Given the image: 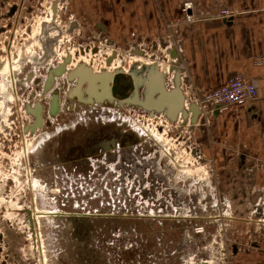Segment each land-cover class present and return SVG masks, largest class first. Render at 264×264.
Masks as SVG:
<instances>
[{"label": "rangeland", "instance_id": "obj_1", "mask_svg": "<svg viewBox=\"0 0 264 264\" xmlns=\"http://www.w3.org/2000/svg\"><path fill=\"white\" fill-rule=\"evenodd\" d=\"M72 1L74 0H0V82L1 73L6 67L13 74L12 76L9 72L6 76L8 91L13 99L9 101L0 94V264L138 262L139 254L132 231L100 234L97 230L93 233L88 230L90 213L95 211L107 216L114 215L113 217L122 213L135 215L138 205H130L127 199L126 210L122 200H90V193L93 192L91 180L88 182L82 174L77 175L76 172L57 173L51 168L57 160L54 153L55 142H52L54 138L48 141L46 147L41 144L28 151V145L37 136H54L56 133L55 124L60 119L56 122L57 114L54 117L49 115L50 100L54 92L58 95L59 110L70 109L67 93L75 86V82H69L66 74L83 65L91 69L90 72H97L94 75L103 72L113 75L121 73L116 72L118 70H126V73H121L125 75L134 65H150L154 61L158 69L159 66L165 67L163 74L168 73L170 58L165 56V51L172 45L168 39L165 40L166 44L163 42L165 49L160 44L157 45L161 50L160 55L155 54L154 46L149 47L148 53L144 46L138 50L134 47V43L139 42L135 40L134 34H130L131 39L125 41L119 35L111 36L100 32L95 25L96 19L83 14L87 12V7L81 11L80 16L78 7ZM43 38L47 40L48 51ZM134 50L142 51V56L132 53ZM147 55L153 56L152 62L147 59ZM63 58L68 59V70L65 68L64 75H52V83L46 89L51 72L58 70L54 69L55 65ZM62 76L66 80L60 79ZM16 78L22 83L21 86H17ZM31 104L41 106L44 127L42 125L31 130L35 121ZM116 107V104L109 105L111 117L117 115ZM122 107L126 110L136 108L127 105ZM67 110L65 116H61L62 122L82 117V108H75L74 112ZM118 112L123 113L122 109ZM212 118L205 119L206 121L200 119L192 129L189 125H179L174 134H170L174 126L172 122L163 123L160 131L156 120L151 124L143 121L145 131L141 130L139 134L144 137L147 135L146 144L158 145L169 152L168 161L179 169L175 172L179 176L176 179L191 178V183L194 184L191 191L196 189L195 192H199L203 185L206 186L205 196L191 199L188 206L182 201V197L174 199L179 201L181 208L176 214L171 212L175 215V221L171 224L175 229V258L179 256L188 261L196 256L198 260H207L211 264H246L248 252L264 255V210L255 209L251 198L246 194H243V198L236 195L230 198L232 195L228 193L232 190L236 193L238 189L247 190L246 185H234L236 179H245L246 166H240V162L246 161V152L241 151L238 158L236 153H232L234 162L237 161L235 168L222 169V163L213 160L217 147L207 146V139L199 137L202 132L200 128L209 124ZM127 126L130 127L128 124ZM195 128L197 131H194ZM78 130L79 135L86 131L83 127ZM153 135L159 138H153ZM192 150L201 154L200 165L197 164L198 158L191 155ZM45 154L50 164H47V172L43 173L38 167L40 155L43 157ZM26 159L30 161V174L25 164ZM231 174L232 177L235 176L233 179H230ZM118 175L120 178L125 177V183L126 176L131 178L133 174L125 170ZM121 183L123 184L122 179ZM129 184L131 183L127 184V189ZM225 191L229 192L226 194ZM201 192L204 193L202 190ZM263 203L261 201L260 206ZM122 222L124 223L115 219L97 221L95 224L117 226ZM158 234L161 236V231ZM187 235L192 241L189 246L181 247V244H185ZM104 237L110 239V246L108 243L103 247L95 242ZM163 252L168 254L166 248L158 251L159 259L164 256ZM139 264L147 263L140 260Z\"/></svg>", "mask_w": 264, "mask_h": 264}, {"label": "crops", "instance_id": "obj_2", "mask_svg": "<svg viewBox=\"0 0 264 264\" xmlns=\"http://www.w3.org/2000/svg\"><path fill=\"white\" fill-rule=\"evenodd\" d=\"M72 3L78 7L80 16L87 7L83 14L96 19L95 25L100 32L119 35L125 41L134 34L135 40L146 47V53L154 46L155 54L160 55L157 45L170 40L183 72L181 75L188 81L185 87L195 96L222 86L236 76L255 83L258 94L254 102L216 114L209 124L200 128L199 137L207 139V146L217 147L213 149V160L221 162L222 169L235 168L237 161L234 162L232 153L238 158L241 151L246 152V161L240 162V166H246L245 179H236L234 185H246L247 190L242 188L237 193L235 190L225 193L229 192L230 198L233 195L243 198L246 194L255 209L263 211L264 203L260 206V202H264V0H74ZM185 3L191 4V10L187 12L192 16L191 22H186L182 11ZM223 9L239 15L233 19H219L218 14ZM152 57L147 55L151 62ZM232 175L230 179L235 177ZM219 184L221 182L218 187ZM132 232L139 254L137 264L140 260L147 264H200L207 261L198 260L196 256L188 261L179 256L175 258L174 244L162 246L158 231L141 227ZM185 237L188 238L181 247L189 246L192 241L188 235ZM164 248L168 254L163 252L164 256L159 259L158 251ZM245 263L264 264V255L248 252Z\"/></svg>", "mask_w": 264, "mask_h": 264}, {"label": "flooded vegetation", "instance_id": "obj_3", "mask_svg": "<svg viewBox=\"0 0 264 264\" xmlns=\"http://www.w3.org/2000/svg\"><path fill=\"white\" fill-rule=\"evenodd\" d=\"M13 12L15 13L16 11ZM63 62L65 64L59 63L55 65L54 69H59L61 66H63L64 70L65 68L67 69V66L70 65L68 59ZM60 79L66 80L64 76L60 77ZM16 82L17 86L22 85L17 78ZM113 104L117 103L86 105L82 107V117L70 119L66 122H62L61 116H65L67 109H60L56 115V122L60 119V122L55 124L56 133L42 142V147H46L48 141L54 138L52 142H55L54 153L57 160L54 161L52 166L50 165L51 168L57 173L62 171L64 173L76 172L77 175L82 174L88 182L91 180L93 182L91 186L93 192L90 193V200H122L125 201L123 207L126 210L127 199L130 205L140 206L139 214L122 213L117 216L119 218L90 213L91 221L88 228L90 232L93 233L97 230V233L100 234H110L128 229V231H134L135 228L140 230L141 227H144L152 232L161 231L162 235L159 243H162V246L164 244L167 247L172 246L175 243V229L171 224L175 221V216L171 213L172 209L168 203L171 202V206H173L175 198L182 197L183 199L189 198L191 200L205 196L206 186L203 185L199 192H195L196 189L191 191V188H194L191 178L175 179V172L176 170L179 171V169L175 164L173 165L172 162L168 161L170 159V156H168L169 152L158 145L146 144L145 138L147 136L144 137L139 134L140 132L131 129L120 119L111 117L108 107ZM74 110L72 108L67 111L74 112ZM42 125L44 127L45 123ZM81 127L85 128L86 131L79 135L78 129ZM191 155L198 156L197 164L200 165L202 162L201 154L196 152V150H192ZM39 160L38 168L43 173L47 172V164H50L47 161V155L45 154L43 157L40 155ZM25 164L30 174L29 159H26ZM125 170L133 174L132 177L134 175L139 176L140 179L138 181L144 179L143 175L148 171L145 179L149 178V180H147V183L142 181L138 185L135 181L127 189L128 183H124L125 177L120 178L118 175V173ZM184 170H182L183 174H185ZM131 178L128 177L129 180ZM94 179L95 181H93ZM164 211L167 213H164ZM150 212L152 213L150 214ZM115 219L124 221V223L122 222L121 225L117 226L95 224L97 221H114ZM164 221L166 223H163ZM127 222L128 225L126 226ZM100 240L97 239L95 242L102 245L111 243L110 239H105V237L101 240L102 242ZM91 243L92 241L90 240V247Z\"/></svg>", "mask_w": 264, "mask_h": 264}, {"label": "water", "instance_id": "obj_4", "mask_svg": "<svg viewBox=\"0 0 264 264\" xmlns=\"http://www.w3.org/2000/svg\"><path fill=\"white\" fill-rule=\"evenodd\" d=\"M46 41V38H43L48 51ZM160 46L166 48L164 44ZM132 53L142 56L143 52L134 50ZM166 53L177 61L174 50L170 49ZM176 63L170 64L168 69V74L172 77L170 89H166L165 74L158 71L155 63L134 65L125 75L121 73L112 75L105 72L94 75L89 69L79 65L74 71L66 74L69 82H75V86L67 93V104L70 109H75L86 105L116 102L118 106H133L151 114H164L165 118L172 123L176 122L180 115L183 125L189 123L192 129L197 125L200 113L194 104H189L187 110L183 107L185 99L181 85H187L188 81L182 78L183 72L179 68L178 61ZM63 73H66L63 66L52 71L46 89H49L52 83V75L60 76ZM58 111V95L54 92L50 100L49 115L54 117ZM32 114L35 116V121L31 130L42 126L41 106L37 105Z\"/></svg>", "mask_w": 264, "mask_h": 264}, {"label": "built area", "instance_id": "obj_5", "mask_svg": "<svg viewBox=\"0 0 264 264\" xmlns=\"http://www.w3.org/2000/svg\"><path fill=\"white\" fill-rule=\"evenodd\" d=\"M190 10H191L190 3L183 4L182 11L185 14L186 22L192 21V16L190 14H187V12ZM237 14L238 13L234 11L223 9V10H220L218 14V18L225 19V20L233 19V17L236 16ZM134 44H135L134 47L136 46L138 49L142 47V45L139 42H135ZM65 60L66 58H63V60L60 61L59 63ZM171 79L172 77L168 73H166L165 74L166 89H170L172 87ZM263 85H264V82H263ZM186 88L187 87L184 86L183 94H184L185 100H184L183 107L184 109L187 110L189 104L196 105L200 113V116H199L200 119L212 118L215 116L216 112L217 114H223V113H227L232 108H238V107L245 106L251 102H254L257 99V94H258L255 83L246 79L243 76H236L228 80L226 84L219 86L217 88L205 91L204 93L200 94V96H195L194 94H192V92H189V90H187ZM31 105H32V108L34 109L35 106L33 104ZM116 108L115 109L117 110L116 111L117 115L115 117L120 119L124 124L127 123L135 131H139V132H141V130L145 131V129L143 128V121H146L145 122L146 124L147 123L151 124L152 122H154V120H156V125H159L158 129L160 131L162 130L163 123L171 124V122H169L165 118L164 114H156V113L151 114L139 108H131L128 110H126V108L122 106H118ZM121 109L123 111L122 114L118 112ZM179 125L181 126L183 125L180 115L178 116V119L176 120V122H174L173 130L172 132H170V134H174L175 130L179 127ZM163 133L166 135L165 131H163ZM195 157L198 158V156H195ZM147 174H148V171H146V173L143 175L144 179H141L139 181L138 179L140 178L136 175H134L130 180L126 178V181L127 183H131L129 184L130 186H132V183H135V181L137 182V185L142 181L144 183H147V180H149V178L145 179L147 178L146 177ZM177 177H179L178 173L176 174V178ZM182 201L186 202L185 205L188 206V204H190V201L192 200H190L189 198H186V199L182 198ZM124 202L125 201H122V203ZM168 204L170 208L172 209L173 214H176L177 211L181 210V208L179 207L178 200L173 201V206H171V202H169ZM139 208L140 206H138V208L135 209V215L139 214ZM92 213L94 214L96 212L94 211ZM151 213L152 212H150V214ZM110 216H114V215H110Z\"/></svg>", "mask_w": 264, "mask_h": 264}, {"label": "bare ground", "instance_id": "obj_6", "mask_svg": "<svg viewBox=\"0 0 264 264\" xmlns=\"http://www.w3.org/2000/svg\"><path fill=\"white\" fill-rule=\"evenodd\" d=\"M167 54V53H166ZM168 55V58H170V62H169V65L170 64H177L176 63V60L173 58H171V56L169 55V54H167ZM173 60L175 61V62H173ZM168 62V61H167ZM87 67V66H86ZM163 69L165 70V67L164 66H159V72H161V73H163L162 71H163ZM91 70V69H90ZM15 71V70H14ZM11 73V75L13 76V74H12V70H9V68L8 67H6V69L1 73V82H0V94H3L5 97H7V100H12L13 99V96L9 93V91H8V80L6 79V76H7V74L8 73ZM116 72H121V73H126V70H118V71H116ZM92 74H96L95 72H91ZM107 73V72H106ZM115 74V73H114ZM53 136V135H52ZM52 136H50V135H47V134H43V135H40V136H37V137H35V139L28 145V151L32 148V150H33V148L35 147V146H37V145H40L42 142H44L46 139H48V138H50V137H52ZM153 138H156V139H158L159 137H155L154 135L152 136ZM206 263H208V264H211V262L210 261H203V262H201L200 264H206Z\"/></svg>", "mask_w": 264, "mask_h": 264}]
</instances>
